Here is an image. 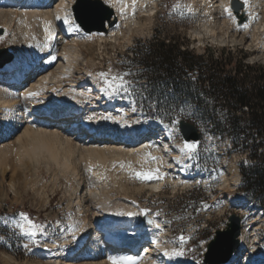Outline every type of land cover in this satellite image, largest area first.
Instances as JSON below:
<instances>
[{"label":"rangeland","instance_id":"374dc122","mask_svg":"<svg viewBox=\"0 0 264 264\" xmlns=\"http://www.w3.org/2000/svg\"><path fill=\"white\" fill-rule=\"evenodd\" d=\"M35 1L30 0L29 5ZM76 1L70 6L72 16ZM102 1L114 7L113 0ZM118 1L123 4V8H116L114 12L121 14V19L117 18L111 28L119 29V33L109 38V32L87 34L80 28L83 33L79 36L81 41H85L77 42L78 49L70 54L74 61L72 72L68 80L63 79L61 82L67 88V84L78 85V79L91 77L102 89L98 73H129L125 77L128 81L132 80L127 97L111 95L102 90L93 93L96 104L99 103L96 112L103 113L116 125L126 124L131 129L141 125V129L150 128L157 135L166 130V144L169 147L167 162L160 153L153 152L152 156L159 159L148 162H145L146 156L136 160L104 154L102 162L92 157L91 173L95 176L92 183L88 182L87 191L80 193L74 181L76 175L64 171L63 166L53 163L48 157L33 161L26 156H19L17 152L6 154V164H0V264H49L55 260L68 262L69 249L81 237L84 221L88 220L93 225L94 217L103 218L106 204H116L117 201L130 205L139 213L147 209L146 220L154 221L162 230V242L167 245V253L182 249L184 254L177 256L191 264H208V246L219 231L227 229L231 215H238L241 222L248 218L251 222L241 224V231L246 229L249 232L247 238L252 244L251 251L255 259L262 257L264 260V208L254 204L239 188L242 179L240 166L248 163V150H242L241 145L233 146L228 135H220L208 126H201L198 129L202 136L197 142L196 151L190 155L181 153L185 140L177 124L148 119L143 104L136 103L134 98L141 93L138 87L147 86L141 80H133L137 72L142 70L138 64L142 53L140 50L137 54L130 51L158 38L174 41L180 50L204 54L205 58H209V55L214 59L228 58L231 64L226 67V73L233 74L240 59L248 66H264V0H247L246 4L244 0H238L244 6L238 13L233 4L235 0H136L135 6L132 0ZM68 2L66 0L65 6ZM210 5L212 8L208 10ZM226 7H230L231 16L224 11ZM237 14L240 17L245 14L247 21L238 24L240 17ZM245 24L247 28L243 27ZM0 29L3 30L0 49L7 48L14 56L25 53L29 61L45 42L41 25L30 20H16L10 27ZM134 56H137L136 60ZM46 57L40 64L47 60ZM55 68L54 65L51 70ZM31 81L25 89L31 85ZM9 83L13 85V82ZM45 91L50 92L48 88ZM177 108L180 112L188 111L190 114L198 112L190 104H181ZM21 131H15L13 138ZM13 138L10 141L0 139V145L13 144ZM83 162L80 161L81 174L87 179L91 173L86 166L83 167L87 162ZM120 164L124 167L121 168ZM157 168L163 179L141 180L134 175L137 171ZM169 175L173 180L167 177ZM237 175L240 180L235 186ZM160 181L162 183L157 188ZM22 213L40 225L42 231L37 229L34 234L27 231L22 234L18 224L24 223L25 229L28 228L21 219ZM25 245L28 247L25 248ZM217 255L218 252H215L213 256ZM149 264H165L162 251H158Z\"/></svg>","mask_w":264,"mask_h":264},{"label":"bare ground","instance_id":"6f19581e","mask_svg":"<svg viewBox=\"0 0 264 264\" xmlns=\"http://www.w3.org/2000/svg\"><path fill=\"white\" fill-rule=\"evenodd\" d=\"M29 1L0 0L1 28L10 27L16 20H30L36 25H41L45 40L43 45L36 48L37 51L31 61L28 60L29 58L27 59L25 53H20L14 56L11 63L0 67V139L10 141L13 135L22 129L13 138L11 142L13 144L0 145V154L2 155L0 164L4 163L6 154L12 152H17L19 156H26L33 161L46 156L53 163L63 166L64 171L73 172L76 175L74 181L80 188V193H85L88 182L92 183L95 175L91 173L90 178L84 179L81 174L80 161L87 162L86 164L83 162V167L86 166L87 169L92 166V157L97 158L100 162L104 160V154L140 160L145 158L146 154L153 152L160 153L164 157V161L167 162L169 147L166 144V130L157 135V132L150 128L141 129V125H136L137 127L131 129L126 124L116 125V123L110 122L103 113H97L99 103L96 104L93 93L101 90V87L94 78L78 79V85L67 84V88L62 84L61 80H68L69 73L72 72L74 61L71 60L70 54L78 49L77 42L85 41H81L79 34L83 32L70 13V6L74 0H69L66 6V0H59V2L37 0L32 5H29ZM113 3V9L122 10L123 4L120 1L113 0ZM20 4H22L21 7H19ZM23 8L25 9L22 10ZM211 8L212 5L208 10ZM115 16L119 20L121 19V14L117 13ZM237 17H240V14H237ZM65 18L68 19V24L64 23ZM233 20L236 23V19L233 18ZM106 28H108L107 36L109 38L119 33V29L110 28L107 22ZM43 57H46L47 60L40 64ZM54 65L56 66L55 70H51ZM23 73H25L24 76ZM2 74L7 78V81L13 82L14 88L8 87L5 82L1 81L4 79ZM24 78L26 80L21 85V79ZM30 79H32L31 85L25 89ZM84 87L87 89L82 90ZM47 88L50 90L49 93L45 91ZM29 92H36L39 95L29 97ZM73 115H80L82 121L80 123L73 122L69 130L57 127L56 124L51 127L43 125L45 119L50 116H64L67 119ZM72 129L75 133H70ZM143 136L146 138L141 140ZM137 141L140 142L133 144ZM121 142L130 146H121ZM182 160L184 159L182 158ZM3 166L7 167V165ZM167 177L171 178L170 175ZM172 178L171 180H173ZM88 179L89 181H87ZM239 180L240 176L237 175L235 182L233 181L235 186ZM161 181L156 185L157 188L160 187ZM186 182L184 181V183ZM117 202L116 204H106L103 218L94 217L93 225L88 220L84 221L81 237L75 242V246L69 249L66 260L68 262L55 260L49 264H110V257H130L136 264H145L146 262L149 264L153 261V257L157 256L158 251H162L165 264H191L180 256L165 254L167 245L162 242L164 240L162 230L157 227L155 222L149 223L148 219L146 220V215H140L138 211L130 208V205ZM119 212H132L135 215H118ZM245 221L247 224L251 222L247 218L242 222V225ZM248 236H250L249 232L243 229L239 237L240 245L229 261L214 264H240V261L242 264H264L262 257L257 260L252 254V244L250 245ZM119 237L127 239L124 242H117ZM129 240L134 246L140 248L139 252L118 253L111 249V242L122 244Z\"/></svg>","mask_w":264,"mask_h":264},{"label":"trees","instance_id":"16d2710c","mask_svg":"<svg viewBox=\"0 0 264 264\" xmlns=\"http://www.w3.org/2000/svg\"><path fill=\"white\" fill-rule=\"evenodd\" d=\"M139 50L142 70L133 80L143 81L147 88L139 86L142 94L134 99L143 104L147 118L208 126L214 133L228 135L233 146L248 150V163L240 166L239 188L264 208V66H248L240 59L233 74L226 73L231 64L228 58H205L158 38L130 51L137 54ZM181 104L193 105L198 112H180Z\"/></svg>","mask_w":264,"mask_h":264},{"label":"water","instance_id":"95a60500","mask_svg":"<svg viewBox=\"0 0 264 264\" xmlns=\"http://www.w3.org/2000/svg\"><path fill=\"white\" fill-rule=\"evenodd\" d=\"M234 7L237 10L243 8V4L238 0L234 1ZM73 17L76 23L80 26L84 33L90 34L93 32L106 34V22L111 28L116 24V16L114 9L105 4L102 0H77L73 7ZM113 19V20H110ZM239 23L247 21L245 14L239 18ZM3 30L0 29V35ZM14 54L7 48L0 49V67L12 62ZM178 129L185 141L198 142L201 139L200 130L192 123L186 120L178 122ZM227 229L219 231L217 236L208 246L209 252L207 255L206 263H225L229 261L235 250L240 245L239 237L241 235V218L238 215H231L229 217ZM218 252L217 256H213Z\"/></svg>","mask_w":264,"mask_h":264},{"label":"snow or ice","instance_id":"6c2138e0","mask_svg":"<svg viewBox=\"0 0 264 264\" xmlns=\"http://www.w3.org/2000/svg\"><path fill=\"white\" fill-rule=\"evenodd\" d=\"M244 3H247V0H244ZM132 4L133 6H135L136 4V0H132ZM224 11L226 13H228L229 16H231V9L230 7H226L224 9ZM64 23L68 24L69 21L67 18L64 19ZM243 27L247 28L248 25L245 24L243 25ZM71 30V29H70ZM53 59H55V57H53ZM130 75L129 73H123V74H112L110 71L109 72H100L98 73V77L99 80L101 81L102 84V91L107 92L111 95H116V94H120L122 97H127L130 94V87H131V82L128 81L125 77ZM39 93L36 92H29L28 96L29 97H34V96H38ZM173 123H178L176 121H174ZM198 148V143L197 142H189V141H185L183 143L182 148L180 149L181 153H186V154H191L193 152L196 151V149ZM158 157L152 156L150 153L146 154V158H145V162L148 161H156L158 160ZM115 167V165H114ZM120 167L123 168L124 165L120 164ZM87 171L89 173H91L93 171L92 167L89 166ZM135 177L141 180H152L154 178L157 179H163L162 175H159V169H148V170H143V171H137L134 173ZM118 215H128V216H132L135 215V213L132 212H128V213H124V212H119L117 213ZM148 214V210L144 209L140 212V215H147ZM21 215V219L23 221H25L28 225V228L25 229V224L24 223H19L18 227L21 231V233L23 234L25 231L30 232L32 234H34V230L40 229L42 231V229L40 228V225H37L35 222H33L28 216L27 214H20ZM154 221L149 220V223H153ZM158 227V225H157ZM181 241H183V236L180 237ZM28 245H25V248H27ZM168 254V253H165ZM173 255H183L184 252L182 249L180 250H173ZM110 264H136V262L134 260H132L130 257H110Z\"/></svg>","mask_w":264,"mask_h":264}]
</instances>
